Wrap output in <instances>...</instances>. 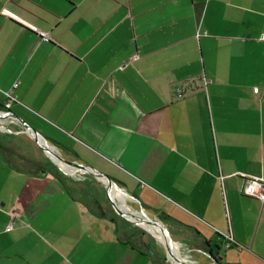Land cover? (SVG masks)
Segmentation results:
<instances>
[{
    "label": "crops",
    "instance_id": "obj_1",
    "mask_svg": "<svg viewBox=\"0 0 264 264\" xmlns=\"http://www.w3.org/2000/svg\"><path fill=\"white\" fill-rule=\"evenodd\" d=\"M7 92L17 124L194 232L207 252L181 249L187 264H219L225 230L219 262L264 264V201L240 191L264 177V0H0L2 108ZM1 140L0 264H186L122 239L73 179L18 167Z\"/></svg>",
    "mask_w": 264,
    "mask_h": 264
},
{
    "label": "rangeland",
    "instance_id": "obj_2",
    "mask_svg": "<svg viewBox=\"0 0 264 264\" xmlns=\"http://www.w3.org/2000/svg\"><path fill=\"white\" fill-rule=\"evenodd\" d=\"M0 138L3 139L1 143L7 156L18 167L30 171H38L42 167L50 168L59 175L73 179L74 190L80 192L93 209L102 211L115 222L122 239L145 248L150 246L157 257L166 258L170 262L179 263L176 258L183 259L185 257V253L181 249L189 248L188 245L199 246L200 254L207 252L203 241L196 238L197 236L192 231H186L176 238L173 225L169 221H165L164 225L168 229L170 237H165L162 226L147 222L150 219L160 220L163 218L161 214L155 215L144 210L139 204L137 196L123 191L121 188L110 189L109 187L108 190L107 179L105 181L92 169L82 166L83 163L77 159L65 157L63 152L51 148L49 143L42 141L40 137L36 139L26 130L25 125L17 124L13 115L2 107H0ZM45 145L51 151H48ZM213 245L215 257L223 258L222 253L226 250L225 245L227 246L226 237L224 236L222 241L219 239ZM217 248L221 249V254L216 251ZM232 253L231 257H239L236 250H233ZM192 254L200 255L196 251ZM228 260L226 259V262ZM207 261L212 263L211 256L207 257Z\"/></svg>",
    "mask_w": 264,
    "mask_h": 264
},
{
    "label": "built area",
    "instance_id": "obj_3",
    "mask_svg": "<svg viewBox=\"0 0 264 264\" xmlns=\"http://www.w3.org/2000/svg\"><path fill=\"white\" fill-rule=\"evenodd\" d=\"M22 21L26 25H28L31 29L39 32L44 40H47V41L50 40V36L48 35L46 31L39 29L36 25H33L32 23H29L24 20ZM254 90L258 91V87H255ZM177 92L182 94V89L178 87ZM6 95H7V101L3 108L5 109L6 112H10L9 109H10L11 102L14 100V95L12 94V92H7ZM223 177L224 176L221 175V178ZM241 177H242V186L240 189L241 193L248 195V196L255 197L261 201H264V177L258 176V175H244V174H242ZM223 193H224V189H223ZM12 227H13V223H10L9 228H12ZM222 234L226 237L227 247L232 246V244L235 242V239L233 235L231 234V231L225 230V231H222Z\"/></svg>",
    "mask_w": 264,
    "mask_h": 264
},
{
    "label": "water",
    "instance_id": "obj_4",
    "mask_svg": "<svg viewBox=\"0 0 264 264\" xmlns=\"http://www.w3.org/2000/svg\"><path fill=\"white\" fill-rule=\"evenodd\" d=\"M9 111H10V113H11L13 116H16L11 110H9ZM25 128H26V130H27L31 135H33L36 139H39L40 135H39V133H38V131H37L36 129H34L33 127L29 126L27 123L25 124ZM45 148H46L48 151H51L50 148H49L48 146H46V145H45ZM82 166H84V167H86V168H89V169H92L94 172H96V173H97L99 176H101V177H105V176H107V175L104 174L103 172L98 171L96 168L91 167L90 165L83 164ZM108 185H109V186L107 187V189L109 190L110 184H108ZM110 189H111V187H110ZM147 222H152V223H155V224H157V225L162 226L163 233L165 234V237H167V238L170 237V236H169V231H168V229L165 227V225H164V223H163L162 221H160V220H156V219H155V220H154V219H150V220L147 221ZM214 258L216 259V257H214ZM176 259H178V261H181V262L187 264L186 261H184L183 259H181V258H179V257H177ZM216 260H217V259H216ZM217 261H218L219 264H228V263H221V262H219V261H220L219 259H218Z\"/></svg>",
    "mask_w": 264,
    "mask_h": 264
},
{
    "label": "trees",
    "instance_id": "obj_5",
    "mask_svg": "<svg viewBox=\"0 0 264 264\" xmlns=\"http://www.w3.org/2000/svg\"><path fill=\"white\" fill-rule=\"evenodd\" d=\"M100 214H103V212L102 211H100V213H99V215ZM161 216H163V218H166V216H167V214H161ZM128 241V240H127ZM128 242H130V241H128ZM208 242V241H207ZM131 244H134V243H132L131 242ZM211 252V251H210ZM211 255L213 256V257H215V255H214V253L213 252H211ZM217 259V258H216ZM218 260V259H217Z\"/></svg>",
    "mask_w": 264,
    "mask_h": 264
}]
</instances>
